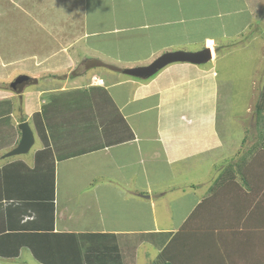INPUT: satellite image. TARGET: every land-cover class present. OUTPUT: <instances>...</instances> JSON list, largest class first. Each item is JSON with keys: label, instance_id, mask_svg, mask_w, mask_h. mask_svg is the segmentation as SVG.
<instances>
[{"label": "crops", "instance_id": "crops-1", "mask_svg": "<svg viewBox=\"0 0 264 264\" xmlns=\"http://www.w3.org/2000/svg\"><path fill=\"white\" fill-rule=\"evenodd\" d=\"M12 1L26 13L27 0ZM259 1L228 0L223 5L224 0H120L112 24L107 20L106 27L85 32L82 50L90 59H80L78 42L44 60L35 54L5 63L0 56V166L8 164L0 173V264H264L262 216L256 212L251 217L262 200L264 172L250 177L264 169L255 162H264V139H246L255 122L254 105L235 114L234 108L225 111V119L229 116L234 129L245 128L246 135L223 139L216 70L223 54L230 52L222 45L225 40L245 34L256 21L264 24ZM187 23L199 25L189 29ZM179 25L182 36L174 33ZM133 30L144 37L138 48L121 38ZM113 36L120 40L117 58L108 52L116 47ZM95 37L112 42L102 52L93 42L91 47L85 44ZM186 47H195V52L215 47V61L171 64L145 83L111 81L99 72L123 76L125 69L148 66L164 54L189 52ZM59 54L62 59L50 63ZM14 65L20 75L37 81L18 94L4 86L13 79L12 71H5ZM80 65L85 70L71 76ZM16 97L21 104H15ZM24 117L30 127L32 119L40 127L38 138L34 134V145L38 140L39 145L31 159L21 156L34 146L26 155L6 158L21 141ZM61 164H77L73 173L89 176L83 177L81 191V196L90 194L87 216L84 209L70 212L71 202L58 198ZM8 166L16 175L9 174ZM187 172L196 175H189L185 184L192 206L188 209L179 193L172 205L180 225L162 227L170 220L159 208L168 194L163 193L166 184ZM97 186L102 196L93 193ZM43 187L51 189L46 199L40 194ZM253 189L259 196L251 194ZM75 220L87 222L85 228H75ZM209 226L210 245L196 243L200 229ZM177 233L181 235L172 243ZM162 252L168 259L161 258Z\"/></svg>", "mask_w": 264, "mask_h": 264}, {"label": "rangeland", "instance_id": "rangeland-1", "mask_svg": "<svg viewBox=\"0 0 264 264\" xmlns=\"http://www.w3.org/2000/svg\"><path fill=\"white\" fill-rule=\"evenodd\" d=\"M38 1V3H37ZM118 1L120 0H27L26 4H24V12L19 11L17 8H15L12 4V0H0V56L5 61V63L8 62H14L17 59H24V58H30L34 56L35 54H38L40 57V60H44L45 57L52 56L55 52H58L59 50H62L65 46L68 50L69 43H75L78 42L79 49L77 52L79 53L78 56L82 61L86 59H90V56H86L85 53H83V46H84V36L85 32L92 31L91 29H101L106 25L112 24V16H114L118 11V6H121L118 4ZM171 2V0H168ZM228 0H224L223 5L226 4ZM261 2L259 6V15L260 17H264V0H260ZM182 8H184L185 4L182 2ZM86 6V10H85ZM255 8V5H253ZM113 13V14H111ZM185 13V12H184ZM106 17H108L106 19ZM132 18V17H131ZM109 21V24L107 22ZM129 18L126 24H129ZM122 23V22H121ZM123 24V23H122ZM41 25V26H40ZM73 25V26H72ZM196 25H199L198 23H187L184 26H187L189 29L195 27ZM254 27L251 30H247L245 34L233 36V38L225 40L224 43H222L223 47L226 48L225 52L223 54L224 58H221V60L216 67V70L219 74V88H220V111L221 114H219V122H218V128L220 133L223 135V139H257V132L254 129V123L252 122L251 125H253L251 128L248 129L249 132H246L245 134V128H233L232 125L234 124L233 121L231 122V119H228L229 116L225 119V111L229 113L232 112V109L234 108V114L238 110L245 109L248 105H254L258 102L259 95L261 92V88L264 81V24L262 22L256 21V25L253 24ZM70 27V28H69ZM177 26H173L171 32H174V29ZM63 30V31H62ZM255 30L258 31V34H254ZM181 26H178V30L174 33L176 35H183L182 34ZM152 31H147V33L151 34ZM163 35V31L161 33ZM252 34H254V37H249ZM262 35V36H261ZM119 36V35H118ZM118 36L114 37L113 42L111 39L108 40V42L116 44V47L109 48L108 52H110V55H112L114 58L116 57V48H117V42ZM130 36V37H128ZM82 37V41H78ZM247 37V38H246ZM117 38V40H116ZM122 39L129 40V44L132 46V44H135L138 48V46H141L144 41V37L141 32L139 31H130L129 34L122 35ZM250 38V39H249ZM248 40V41H247ZM90 41V42H89ZM91 42L94 43L95 46L100 47L101 51L104 52L108 48V42L104 40L103 38L97 40V38H90L85 42L86 45L91 47ZM222 45L220 44L221 48ZM133 47V46H132ZM137 50L138 53V49ZM219 48V49H221ZM230 48H233L232 50ZM211 49V48H210ZM215 49V47H214ZM214 49H211L213 54V59L215 61V53ZM183 50H187L189 52H195V47H186L183 48ZM221 50H224L223 48ZM61 52V51H60ZM122 58H124V52L122 53ZM221 56V54H219ZM226 57V58H225ZM62 59V54H59L57 56H54L53 61H58ZM94 59V58H93ZM99 62H102L101 57H98ZM78 60V59H77ZM79 61V60H78ZM108 63H110L108 61ZM210 65V64H208ZM86 66V65H85ZM103 66L107 69L111 70H118V67H113L112 65H104ZM108 66V67H107ZM118 66V65H117ZM121 68H125L126 65L122 64ZM18 65L11 66L7 71H12L13 73V79H11V83L14 82V80L20 75L19 71L14 70L17 68ZM86 67L83 65H80L76 71H74L72 74H79L82 73ZM103 68V67H102ZM100 73L106 74V76L110 77L109 79L113 81L114 79H128L130 80H137L140 83L148 82L149 79H139V78H132L128 77L125 74L123 76H120V74L112 73L108 70H99ZM99 73V74H100ZM104 77L101 75L102 78ZM153 78V77H152ZM150 78V79H152ZM108 79V81H110ZM103 82V80H100ZM107 81V80H106ZM5 88L12 89L10 87V83L7 82L4 84ZM31 86L28 87V90L30 91ZM2 90V89H1ZM27 90V91H28ZM11 91L14 92L12 89ZM17 93V92H15ZM18 94V93H17ZM15 104H21L20 97H16ZM232 101V103H231ZM235 101V104H234ZM238 117V116H237ZM27 118V117H25ZM143 121V117H141V122ZM145 121V120H144ZM31 127L32 130L37 137L40 131V127L38 128L36 126L35 121L32 119L31 121ZM38 138V137H37ZM36 138V139H37ZM38 140V139H37ZM39 140L36 145H34L33 149L31 150L30 154L27 156H21L22 159H31L33 152L38 147ZM242 153V152H241ZM6 154V153H3ZM239 156V155H238ZM13 159V158H12ZM21 158H16L18 161ZM8 163V162H6ZM2 165V164H1ZM5 165L0 166V173L4 174L2 168H4ZM77 164L74 165H68V164H61L60 170L57 173V194L58 198L61 199L62 202L68 203L70 207V212H74L77 210L78 212H81L82 209L85 210V215L87 216L89 214V211L86 208V204L90 202L88 200V196L90 194H84L81 196L82 188L84 187V176L89 177L87 174H85L84 171L81 172V174L73 173L74 169H76ZM30 167V166H29ZM32 168V167H31ZM26 170L25 167H23V171ZM101 172L104 171L103 168H100ZM9 174H15V169L11 166H8ZM250 174V177H253L255 175L261 174L264 172V169H261L257 171V173ZM261 172V173H260ZM195 172L190 173H184L183 176L179 175V179H175L174 181H169V183L166 184V189L163 191L165 194L162 197H165L163 205H159L160 209L164 208L165 215L168 214L170 217V220H165L162 222L161 225L166 226L169 222L170 227H176L177 225H180L179 221V215L176 214L178 210L173 207L172 202H177L174 199L179 200V193H182V198L185 200V205L189 209L192 206V198H190V193L188 191L187 186L185 185L190 177L196 178ZM16 175V174H15ZM91 175V173H90ZM23 176V175H22ZM92 176V175H91ZM95 179H98L97 177H94ZM180 185V190H177L176 186ZM100 187L97 186L93 193L97 194L98 196H102L103 189H99ZM30 192H28L29 195ZM51 193V189L49 187H43L40 189V194L42 198L46 199ZM73 196H72V195ZM76 196L79 197V199H76ZM80 198H82V201H80ZM161 198V196L156 197L158 200ZM174 200V201H172ZM96 200L94 201V203ZM79 204V205H78ZM77 208H76V207ZM80 206V207H78ZM76 208V209H75ZM63 209V207H62ZM130 211V210H129ZM129 213V214H128ZM127 214L130 215V212ZM78 216H82V214H79ZM84 218V217H83ZM87 222H80L78 220H75L73 222V226L75 228H85Z\"/></svg>", "mask_w": 264, "mask_h": 264}, {"label": "water", "instance_id": "water-1", "mask_svg": "<svg viewBox=\"0 0 264 264\" xmlns=\"http://www.w3.org/2000/svg\"><path fill=\"white\" fill-rule=\"evenodd\" d=\"M212 60L213 54L208 48L199 52L167 53L159 57L148 66L125 69L124 74L133 78L150 79L171 64L190 63L193 65H205L212 62ZM36 82L37 81L35 79H32L26 75H20L14 80L13 83H11V88L15 92L21 93L28 85ZM19 130L21 131L22 135L21 141L17 148L7 153L6 158L26 155L30 152L35 144V136L28 122L21 123L19 125Z\"/></svg>", "mask_w": 264, "mask_h": 264}, {"label": "trees", "instance_id": "trees-1", "mask_svg": "<svg viewBox=\"0 0 264 264\" xmlns=\"http://www.w3.org/2000/svg\"><path fill=\"white\" fill-rule=\"evenodd\" d=\"M10 87H11V84H10ZM253 113H254L253 114V117H254V120H255V122H254V129L257 132V139H264V81H263V85H262V88H261V92H260V95H259L258 102L256 104H254V111H253ZM22 121L23 122L26 121V118L24 117L22 119ZM253 152H252V154H253ZM258 160L256 159L255 162L258 163V164L261 163L262 165L264 164L262 158H261V160H259V161ZM246 183H247V181H246ZM251 194H253L254 197L259 196V193H258V191L256 189L251 190ZM260 199H262V200L260 201V203H257L256 204L257 206L253 209V211L251 213V217L253 216L254 213L259 212V214L262 216V223L264 224V193H262ZM194 214L196 215V213H194ZM189 219L187 220L186 223L189 222ZM204 225L205 224H203L202 226L204 227ZM187 227H188V225H185V227L182 230H185ZM200 230H202V231H199L202 234H199V236H197L198 238H197L196 243H205V242L208 243V244H209V242L211 243V241H210L211 236L210 235L213 233L212 231H210L211 230V226H209V229L203 228V229H200ZM182 233L183 232H181V234ZM181 234L177 233L176 236L173 238V240L171 242L174 243V240L176 239V237L179 236V235H181ZM172 243L170 245H172ZM205 247H207V246L204 245L203 248L205 249ZM168 253H169V251H168ZM161 258L162 259H164V258L168 259L167 254H164V252H162L161 253ZM161 263H162V260H161Z\"/></svg>", "mask_w": 264, "mask_h": 264}]
</instances>
